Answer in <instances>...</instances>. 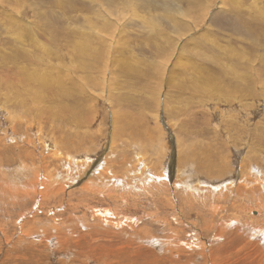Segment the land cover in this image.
<instances>
[{"label":"rangeland","instance_id":"obj_1","mask_svg":"<svg viewBox=\"0 0 264 264\" xmlns=\"http://www.w3.org/2000/svg\"><path fill=\"white\" fill-rule=\"evenodd\" d=\"M149 1L0 0V264H264V0Z\"/></svg>","mask_w":264,"mask_h":264},{"label":"bare ground","instance_id":"obj_2","mask_svg":"<svg viewBox=\"0 0 264 264\" xmlns=\"http://www.w3.org/2000/svg\"><path fill=\"white\" fill-rule=\"evenodd\" d=\"M149 1V0H148ZM168 0H164V5H163V7H162V9H159L158 11L159 12H161L162 13V17H163V15L164 14H168L169 13V10L168 9H165V7H167L166 6V2H167ZM182 1L183 0H175L174 1V3L175 4H173L174 6H176V7H178V8H175V10H174V13H177V14H179V15H181L182 17H184V18H187V17H190L191 19H192V17L193 16H189V14L191 15V13L190 12H188V13H185L184 11H183V3H182ZM149 2H151V3H153V1H149ZM148 5V7H150V8H154V9H158L157 8V6H155L154 4H147ZM158 5V4H157ZM190 6V5H189ZM188 6V8H191L192 7V5L189 7ZM196 7H198V6H196ZM195 7V8H196ZM191 10V9H190ZM169 16H170V18H169V20H170V22H172V24H173V26H174V29H176V30H178V32H181V31H190V26L187 24V23H182V22H179V23H175V21H177L176 20V18H175V16L172 14V13H169ZM20 41H21V44H24L25 42H26V40L25 39H22L21 40V36H20ZM173 42V41H172ZM175 42V41H174ZM176 42H178V40H176ZM174 51V50H173ZM238 53V52H237ZM238 56H241V55H238ZM242 59V61L243 62H238V64H232V65H230V68L228 69L227 67L225 68V69H223L224 70V72H225V74H230V79H229V81H230V83H231V86H230V88L229 87H227V88H229V89H231L232 90V97L233 98H235V100L237 99V98H242V99H244V98H246L247 99V95L246 94H244V93H242L241 92V90H238L237 88H239V89H241V87L240 86H236L235 85V82L236 81H241L242 79H243V75H246L247 76V80H246V82H247V85H248V88L250 89V91H252V89H253V87H254V85H255V83H257L256 82V73L254 72V70H253V67H252V65H251V63H252V61H250V60H244L243 58H241ZM229 66V65H228ZM25 75V74H24ZM30 75V74H29ZM38 75V74H37ZM36 75V76H37ZM40 75H42V74H40ZM40 75H38L39 76V79L42 81V85L44 86V85H48L47 84V81L46 80H44V76L45 75H42V76H40ZM25 76H27V75H25ZM31 76V80H32V77L34 76V75H30ZM30 76H29V80H30ZM252 77H254V78H252ZM173 79V78H172ZM30 80V81H31ZM34 80H35V78H34ZM38 80V79H37ZM165 80H163V82H164ZM28 82V81H27ZM37 82V81H36ZM35 82V83H36ZM26 83V82H25ZM27 84H29V83H27ZM37 84V83H36ZM24 86V88H22V90H23V93L21 94V95H29V96H31L32 94H33V92L29 89V85H26V84H24L23 85ZM228 86V85H227ZM32 88V87H31ZM237 89V90H236ZM218 93V92H217ZM225 94H227L226 92H225ZM251 94L252 93H249L248 95H250L251 96ZM21 95H19L18 96V98H20L21 97ZM224 95V94H223ZM230 96H231V94H229ZM34 97L37 99V100H39L38 99V97H37V94L36 95H34ZM21 104V107H23L25 110H26V108L27 109H30V105L29 104H26L25 102H21L20 103ZM27 112V111H26ZM17 125V124H16ZM10 131H8V133H9ZM8 135V134H7ZM6 135V136H7ZM28 142V141H27ZM17 144H15V146H16ZM19 146V145H18ZM53 155L55 156V158H57V159H59L60 157H58V156H60V155H63V153H61L59 150H57V151H54L53 152ZM65 156L69 159V162H68V165H73V164H75V166H76V163L75 162H73L72 160L73 159H75L72 155H70V154H65ZM62 157V156H61ZM50 159V158H49ZM90 160V159H89ZM50 162V161H49ZM2 163H3V161H0V171L2 170L1 169V167L3 166L2 165ZM99 165V164H98ZM103 167V166H102ZM97 168V167H96ZM108 169V168H107ZM0 174H2V173H0ZM34 174H35V176H34V179L35 180H33V186H35L36 184L39 186V187H41V189H47V191H48V189L50 188V182H48L47 181V179L48 178H50V180H51V176H50V174L48 173V167L44 164V163H41V165L37 168H35L34 169ZM53 174V173H52ZM53 179V178H52ZM54 180V179H53ZM165 180H166V178H165ZM190 180V179H189ZM254 182V180H252V179H246V178H244V177H242L241 178V180L239 181V182H237V183H233V187H236L237 186V188L235 189V190H237L238 191V194L240 193V195H243L242 193H246L247 192V190H248V193H250V191H256V188L258 187L259 188V186L258 185H260V184H258V182H255V183H253ZM56 183V182H55ZM253 183V184H252ZM52 185V184H51ZM263 185H264V183H263ZM87 188V187H86ZM202 188V187H201ZM232 188V187H231ZM199 189V188H198ZM234 189V188H233ZM263 190V189H262ZM53 191V190H52ZM56 192V191H55ZM247 194V193H246ZM220 237H222L221 236V233H217L216 235H215V238H220ZM206 248V247H205Z\"/></svg>","mask_w":264,"mask_h":264}]
</instances>
